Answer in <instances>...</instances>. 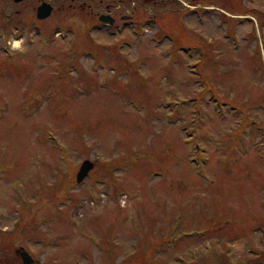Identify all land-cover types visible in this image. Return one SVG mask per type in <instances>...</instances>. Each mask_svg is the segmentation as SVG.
<instances>
[{
  "label": "rangeland",
  "instance_id": "1",
  "mask_svg": "<svg viewBox=\"0 0 264 264\" xmlns=\"http://www.w3.org/2000/svg\"><path fill=\"white\" fill-rule=\"evenodd\" d=\"M38 2L0 12V225L14 248L40 264L158 260L173 225L175 238L209 230L179 245L260 244L264 0H60L44 19ZM107 3L133 19L105 25Z\"/></svg>",
  "mask_w": 264,
  "mask_h": 264
},
{
  "label": "flooded vegetation",
  "instance_id": "2",
  "mask_svg": "<svg viewBox=\"0 0 264 264\" xmlns=\"http://www.w3.org/2000/svg\"><path fill=\"white\" fill-rule=\"evenodd\" d=\"M13 1L14 3H16V1L18 0H13ZM97 1L103 2L104 0H97ZM8 2L9 5L7 6L4 0H0V12L2 13V16H4V12H6V9L8 8H10V12H11V6H12V4H10L11 0L10 1L8 0ZM44 2L51 5L52 8L50 14L51 16L55 12L57 6H59L60 0H39L38 5L36 6V15H37L38 7L42 5ZM112 10H113L112 6L107 3L105 13H101L99 16L102 20H103L102 17H104V20L102 22L111 28L114 27L116 24L124 25L125 21H127L128 19H133L131 17L129 18L124 15H121L120 17L113 15ZM5 17L7 18V21L13 22V20H11L12 18L11 14L5 15ZM18 25L19 26L17 27L24 26V24H18ZM3 32L4 33L6 32L7 34H11L13 32V28L4 30ZM4 33L3 35H5L6 37V34ZM22 36L23 34L21 33L20 37L22 38ZM7 230H8V226L2 227V225H0V231L6 232ZM175 230H176L175 225L172 226V229L168 228L167 230L168 235L165 236V240H167V243L177 242V245L159 244L155 246L154 250L152 251L155 257L161 256L162 258L164 257V259L141 260L137 262H128L124 264H264V233L262 234V236H260L261 237L260 244H243V245L231 244V245H224V247L223 245L222 247L218 245L217 246L211 245V246H206L204 247L205 249H203L202 246L193 247V246H186L179 244H182L186 239L192 237L193 235L199 237L203 236L205 232L207 233V231H209L207 228L203 229L202 231H198L195 229L187 230L184 231V233L181 236L176 238L174 237L173 234ZM6 235H8L9 238L12 237L11 246L9 240L8 248L4 249L6 253H4V251H0V264H17L15 259V254H18L19 263L23 264V254H25L26 252L29 253L33 258L31 264H35V262L36 264L37 263L40 264V260L36 261L33 255L31 254V252L27 250L26 246L20 245L18 248L15 249L12 234L6 232ZM12 249L14 250L13 251L14 254L11 253ZM207 252L211 253V255L208 256L209 259H207ZM167 253L168 255H165ZM169 253H171V255H169ZM174 256L176 257V259H165L167 257L173 258Z\"/></svg>",
  "mask_w": 264,
  "mask_h": 264
},
{
  "label": "water",
  "instance_id": "3",
  "mask_svg": "<svg viewBox=\"0 0 264 264\" xmlns=\"http://www.w3.org/2000/svg\"><path fill=\"white\" fill-rule=\"evenodd\" d=\"M51 11H52L51 5L44 2L42 5L38 7L37 17L39 18L47 17L48 15L51 14ZM102 18L104 20V17ZM93 167H94V162L90 159H85L80 166L79 172L77 174L78 175L77 180L79 182H82L87 177L89 172L93 169ZM32 259L33 258L29 253L26 252L25 254H23V264H31Z\"/></svg>",
  "mask_w": 264,
  "mask_h": 264
},
{
  "label": "clouds",
  "instance_id": "4",
  "mask_svg": "<svg viewBox=\"0 0 264 264\" xmlns=\"http://www.w3.org/2000/svg\"><path fill=\"white\" fill-rule=\"evenodd\" d=\"M14 47H19V42H13Z\"/></svg>",
  "mask_w": 264,
  "mask_h": 264
},
{
  "label": "bare ground",
  "instance_id": "5",
  "mask_svg": "<svg viewBox=\"0 0 264 264\" xmlns=\"http://www.w3.org/2000/svg\"><path fill=\"white\" fill-rule=\"evenodd\" d=\"M48 17V16H47ZM44 18H46V17H44ZM44 18H40V19H44Z\"/></svg>",
  "mask_w": 264,
  "mask_h": 264
}]
</instances>
